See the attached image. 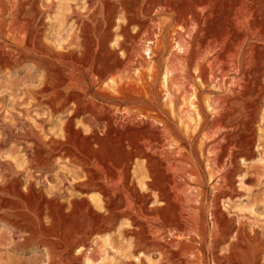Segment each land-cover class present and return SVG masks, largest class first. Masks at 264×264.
Wrapping results in <instances>:
<instances>
[{"label":"rangeland","instance_id":"obj_1","mask_svg":"<svg viewBox=\"0 0 264 264\" xmlns=\"http://www.w3.org/2000/svg\"><path fill=\"white\" fill-rule=\"evenodd\" d=\"M191 1L0 0V264H264V0H226L227 3L225 0H208L209 6L203 5L208 1L201 4L197 2L202 0ZM232 4L235 5L233 8ZM248 4L254 6L250 5V9L257 5L254 17ZM207 8H210L209 12ZM224 13L227 14L223 16ZM196 14L206 23L209 20L207 24L212 28L215 23L211 37L217 38L223 32V26H228L230 35L226 39L223 35L221 40L230 48L217 40L211 45L213 48L210 46L206 52L202 51V58L199 55L197 59L200 62L206 57L205 60L211 59L213 64L206 86L195 77L204 89V94H200L204 110L198 115L188 116L183 111L178 96L185 92L180 85L172 86V91L178 95L175 100L178 103L175 102V112L171 113L176 122L167 127L173 130L169 129L174 143V152L170 153L173 159L184 156L180 165L185 166L182 175L169 170L170 178L175 179L171 184L176 189L170 192V198L174 193L173 203L168 205L165 200L157 198V189L146 188L148 196L144 198L139 196L142 192L139 190L136 198L139 201L142 198L140 204L144 205L143 216L139 215L141 222L132 223L130 214L117 210L118 215L114 213L103 219L106 226L99 229L91 224V215L102 212L107 216L111 205H107L108 198L101 190L77 187L88 169H96L83 162L82 154L88 147H93L105 155L113 148V143L105 140V119L99 116L102 119L98 118L94 121L96 125L91 126L88 119H95L94 115L89 116L86 110L85 113L79 112L78 104L71 100L72 94L89 87L88 80L78 82L75 77L60 85L58 82L63 79L57 74L84 70V43L105 35L111 37L110 49L116 47L119 50L117 37V40L120 37L118 41L127 40L129 44L125 50L129 53L119 50L120 60H127V54L133 55L131 60L135 65L130 72L143 71L146 65L137 63L135 57L139 40L147 44L149 42L145 39H157L161 48L162 32V44L165 43L162 46L166 48L157 57L159 60H155L161 66V72L154 96L161 107L170 110V106H166L167 93L162 88L164 72L172 66L177 67L179 78L184 79L186 58L177 42L180 38L186 46L190 42V31L177 20H187L194 25ZM244 19L248 24L243 23ZM249 22L255 26L254 30L250 29L252 24ZM125 28L129 32L124 36L122 31ZM239 34H242L243 42ZM211 48L216 50L213 52ZM230 50L240 58L246 52L244 64L242 59L240 65L236 64ZM219 55L226 58L228 64ZM218 58L224 64L217 62ZM193 65L191 72L196 76V65ZM126 71L117 75L124 73L122 76H126ZM53 75H57L55 79ZM219 98L227 102L223 118L218 114ZM129 106L117 102L110 105L121 112ZM219 119L222 125L214 128L215 131L210 126ZM68 120H73L72 125ZM80 131L83 132L80 134ZM133 160L127 165L128 185L133 180L137 182L147 170L145 157ZM169 172H166V178ZM78 194L77 199H98L103 209L99 210L91 203L93 214L86 207L74 204L75 197L72 196ZM115 197L118 201L119 196ZM147 215L149 218L145 217Z\"/></svg>","mask_w":264,"mask_h":264},{"label":"bare ground","instance_id":"obj_2","mask_svg":"<svg viewBox=\"0 0 264 264\" xmlns=\"http://www.w3.org/2000/svg\"><path fill=\"white\" fill-rule=\"evenodd\" d=\"M188 1V0H187ZM191 1V0H190ZM194 1V0H193ZM208 0H202L199 2H196L198 4H201V2H205ZM215 1V0H214ZM214 1H212V4L214 3ZM233 2V0H231ZM241 1V0H240ZM239 1V2H240ZM250 1H254L255 0H250ZM258 1V0H257ZM210 1H208V3H203L204 4H210ZM218 2V1H217ZM220 2H223L222 0H220ZM228 1L225 0V3H227ZM237 2V1H236ZM247 2V0H246ZM260 2V1H259ZM192 3V1H191ZM190 3V5H191ZM194 3V4H197ZM216 3V2H215ZM222 4L223 6L226 4ZM258 3V2H257ZM197 4V6H198ZM237 4V3H234ZM241 4V3H240ZM246 4V3H245ZM256 4V3H255ZM184 5H188V4H184ZM206 5V7H207ZM217 5H219V3H217ZM249 5V4H248ZM251 5V4H250ZM250 5H249V9H250ZM260 5V3H259ZM166 6V5H165ZM193 6V5H192ZM202 6V5H201ZM209 6V5H208ZM213 6V5H212ZM216 6V5H214ZM221 6V5H220ZM224 6V7H225ZM233 8V4L231 5ZM247 6V5H246ZM253 6V5H251ZM188 7V6H187ZM190 7V6H189ZM188 7V8H189ZM205 7V6H204ZM202 6V8H204ZM254 7V6H253ZM166 8V7H165ZM179 8V7H178ZM200 8V5H199ZM201 8V10H202ZM229 8V5H228ZM260 8V6H259ZM117 9V8H116ZM176 9V8H175ZM174 9V10H175ZM206 9V8H205ZM210 8H207V11L209 12ZM213 9V7H212ZM218 9V8H216ZM220 9V8H219ZM227 9V7L225 8ZM240 9V8H239ZM248 9V8H247ZM248 9V10H249ZM254 8H251L250 12L252 13V16H255V9L257 10V5ZM182 10V8L180 9ZM188 10H192V9H188ZM222 10V9H221ZM245 10V9H244ZM178 11V9L176 10ZM175 11V13H176ZM194 11V9H193ZM196 11V10H195ZM205 11V10H202ZM227 11V10H226ZM174 12V11H173ZM180 11H178L177 13H179ZM191 12V11H190ZM201 12V11H200ZM223 12V11H222ZM245 12V11H244ZM257 12V11H256ZM174 13V14H175ZM199 13V12H198ZM202 13V12H201ZM217 16L219 17L221 14L217 11ZM229 13V9L228 12ZM224 13L223 16H225ZM231 13V12H230ZM249 13V12H248ZM247 13V14H248ZM260 13V11L258 12V14ZM184 14V12L182 13ZM187 14V11H186ZM185 14V15H186ZM207 14V12H206ZM205 14V15H206ZM213 14H216V12ZM233 14V13H232ZM250 14V13H249ZM189 15V14H187ZM210 15V14H209ZM212 15V14H211ZM238 15V14H237ZM244 15V14H243ZM174 16V15H173ZM178 16V15H177ZM180 16V15H179ZM182 16V15H181ZM197 16V14H196ZM234 16V15H233ZM248 16V15H247ZM250 16V15H249ZM176 17V16H175ZM187 17V16H185ZM215 17V15H214ZM213 17V19H214ZM244 17V16H243ZM260 17V16H259ZM179 18V17H178ZM181 18V17H180ZM184 18V17H183ZM212 18V16H211ZM210 18V19H211ZM221 18V16H220ZM231 18V17H230ZM238 18V17H237ZM247 18V17H246ZM175 19V18H174ZM177 19V18H176ZM182 19V18H181ZM206 19H208L206 17ZM212 19V20H213ZM223 19V17H222ZM221 19V20H222ZM225 19V17H224ZM234 19V18H233ZM243 19V18H241ZM249 19V18H248ZM255 19V18H254ZM258 19V17H257ZM215 20V19H214ZM213 20V21H214ZM220 20V19H218ZM220 20V21H221ZM229 20V19H228ZM237 20V19H236ZM234 20V21H236ZM130 21V20H129ZM172 21V20H171ZM180 21V23L184 24V26H186V29L190 31V35L189 33H187V37L188 35L190 36V42L189 45H185L183 44L181 38L178 40L177 44L178 47L180 49H182L183 54L185 55L186 58V65H187V72H183L186 74L184 79H181L182 77L179 78V74H178V69L176 68H172L171 69H166L164 72V83H163V90L167 93V98L168 101L166 103V106H170V110L166 109V107L164 108L163 106L161 107V104H158L155 100V96L154 94H156V89H158L157 85H158V81H159V76H160V72L159 71V67L157 65V60H159L157 57L162 54L163 50L166 48V46H162L164 44L163 40H162V32H161V48L158 47L159 43L157 41V39H153V38H148L145 39L146 41H148L149 43L146 44L142 42H140V38H138L139 43H138V47H137V51H135V57H136V61L137 63H142L144 65H146V69H144L143 71H139V72H130V70H133V64L134 60H131V56L130 54L127 57V60L125 61H121L120 56L118 54L119 50H123V52L125 53H129L127 52V50H125V46L127 43V40H123V41H118L120 39L117 40L116 38V43L117 46L119 47V50L115 49V48H111L110 46H108V42H110V38L109 35L108 37H106L107 35H105L104 38H100L97 37V39L95 38V40L91 39L92 42L86 41L84 43V49H83V53H85V63H84V67L85 69L78 72V73H64V72H59L57 75L59 76L60 79H63V81H60L58 83H60V85L63 84H67V82L71 79H75V77L77 78L76 81H84L85 79L88 80V85L89 87H87L86 90H81V91H77L75 94H72L71 96V100L74 101L75 103L78 104V111L82 112L85 110L88 114L94 115L95 119H88V122L90 124H92L91 126H95L96 124H94V121L97 120L100 117H103L105 119V123H104V128L107 131L106 134V138L105 140L113 143V148L110 151L105 152L106 154H102L101 151H95V149L93 150L91 147H88L86 149V151L82 154L83 156V162H85V164H87V166L89 165L90 167H94L91 169L96 170V172H94V170H87L84 174V178L82 179L81 182L78 183L77 187H82L84 188V190H88L90 187H94L95 189H99L102 191L103 195L105 197L108 198V203L107 205H111L109 207V212L110 214L107 216L102 215L101 214H97V212H94L92 210V204L93 206L96 207L97 209H101V206L99 204V200L96 198H92L91 200L86 199L84 197L82 198H78V195H73L72 197L74 198V204H79L80 206L86 207L87 210L91 213H93L94 215H91V224L97 228L101 227L104 228L106 225L104 224L106 221V218L113 215L114 213H127L130 214L132 216V223L134 222H138L139 220V215L143 216L142 212L144 211V205L142 206V198L141 201L138 200V197L136 198V194H138L139 190H141V194L139 195L140 197L143 196H148L147 192L145 191L146 188L151 187L153 189H157V195L156 197L159 199H163L167 202V204H171L173 203L172 197L170 198V192L173 189H176L175 187H172V182L174 178H170L171 173L169 172V170H173L174 173L177 172V174L182 175L185 174V166L184 168L180 165V160L181 157H176L175 159H173L171 157V153L173 150L172 147H174V143H173V138H171V133L169 132V129H171V127L168 129V125H170L169 123H175L176 121H174L172 119V115L171 113L175 112V100L177 99L175 92L172 91V86H178L180 85V88L182 86L183 88V92L184 95L182 94L180 99V103L182 104V108L183 111L186 112V114H188V116L193 115L195 116V114H197L198 112L204 110V105L201 101L200 98V94L203 92V88L202 86L199 84V81H201V84L207 81L208 79V74L212 72V68L213 64L212 60H205L202 59L200 62H198V58L199 55L202 53V51L204 52L205 50L207 51V49H209V47L216 42L217 40L222 41L223 39H226L227 35L229 34V29L228 26H223V32L221 34H218V28L215 32L216 35L218 36L217 38L215 37V39H213L214 37H211L212 35V29L215 28V23H214V28H212V25L210 26V24L208 25L207 23H209L210 21L208 20V22L206 23L205 20L202 18V16H197L195 21L193 22L194 25H192V22H187V20L184 22H182L181 20H177ZM219 21V22H220ZM233 21V22H234ZM242 21V20H241ZM251 21V20H250ZM218 22V24H220ZM222 22V21H221ZM225 22V21H224ZM223 22V23H224ZM232 22V21H231ZM240 22V21H239ZM245 22V19L243 21V23ZM257 22V21H256ZM222 23V24H223ZM237 23V22H235ZM247 23V22H245ZM250 23V22H249ZM129 24V23H128ZM168 24V23H167ZM171 24V23H169ZM182 24L180 25V28L182 26ZM217 24V25H218ZM229 24V23H226ZM232 24V23H231ZM242 24V23H241ZM248 24V23H247ZM252 24V22L250 23ZM255 24V23H254ZM257 24V23H256ZM259 24V22H258ZM257 24V27H258ZM177 25V24H176ZM179 25V23H178ZM224 25V24H223ZM80 26V25H79ZM78 26V27H79ZM130 26V25H129ZM175 26V25H174ZM234 26H236L234 24ZM234 26L232 25L231 28H234ZM252 26V27H251ZM249 25L250 29H253L255 26ZM169 27V26H168ZM222 27V26H221ZM245 27V26H244ZM247 27V25H246ZM245 27V28H246ZM256 27V29H258ZM171 28V27H170ZM177 28V27H176ZM79 28H77L78 30ZM159 29V28H158ZM163 29V28H162ZM161 29V30H162ZM166 29V28H165ZM183 29V27H182ZM248 29V27H247ZM255 29V28H254ZM253 29V30H254ZM167 30V29H166ZM169 30V29H168ZM167 30V31H168ZM177 30V29H176ZM175 30V31H176ZM184 30V29H183ZM222 30V29H221ZM232 30V29H231ZM230 30V31H231ZM235 30V28H234ZM259 30V29H258ZM164 31V30H162ZM174 31V29H173ZM172 31V32H173ZM178 31V30H177ZM185 31V30H184ZM237 31V29H236ZM235 31V32H236ZM76 32V31H75ZM123 35L125 36V34H127L129 31L125 28L123 29ZM212 32V33H211ZM214 32V33H215ZM233 32V31H232ZM231 32V33H232ZM234 32V33H235ZM245 32V31H244ZM255 32V31H254ZM27 33V32H26ZM34 33V31H33ZM153 33V32H152ZM155 33V32H154ZM159 33V32H158ZM157 33V36H158ZM169 35V32H167ZM166 33V35H167ZM171 33V31H170ZM174 33V32H173ZM178 33V32H176ZM184 33V32H183ZM220 33V32H219ZM238 33V31L236 32V34ZM252 33V31H251ZM109 34V33H108ZM151 34V32L149 33ZM182 34V33H180ZM234 34V35H236ZM244 34V33H243ZM33 35V34H32ZM122 35V34H121ZM131 35V34H130ZM156 35V34H155ZM175 35V34H174ZM223 35H226L225 38H223ZM230 35V34H229ZM233 35V34H232ZM252 35V34H251ZM256 35V32H255ZM10 36V35H9ZM97 36V35H96ZM111 36V35H110ZM132 36V35H131ZM148 36V35H147ZM146 36V37H147ZM179 36V35H177ZM182 36H184L182 34ZM240 36V41L242 40V34L238 35ZM115 37V36H114ZM129 37V36H128ZM134 37V36H133ZM165 37V36H164ZM180 37V36H179ZM212 38V41L209 40ZM232 37V36H231ZM244 37V36H243ZM31 38V37H30ZM35 38V36H34ZM109 38V39H108ZM113 38V37H112ZM127 38V37H124ZM136 38V36H135ZM142 38V37H141ZM158 38V37H157ZM185 38V37H184ZM183 38V39H184ZM221 38H223L221 40ZM233 38V37H232ZM235 38V36H234ZM247 38V37H246ZM33 39V38H32ZM39 39V38H38ZM76 39V38H75ZM74 39V40H75ZM129 39V38H128ZM131 39V38H130ZM167 39V38H166ZM178 39V38H177ZM245 39V38H244ZM243 39V40H244ZM254 39V38H253ZM112 40V39H111ZM132 40V39H131ZM142 40V39H141ZM144 40V38H143ZM159 40V39H158ZM185 40V39H184ZM230 40V37L228 39V41ZM239 40V39H238ZM165 41V39H164ZM176 41V40H175ZM237 41V39H236ZM235 41V43H236ZM238 41V42H240ZM246 41V39H245ZM251 41V39H250ZM77 42V41H76ZM137 42V41H136ZM167 42V40H166ZM223 45H225L224 47H226V43L224 44V42L226 41H222ZM234 42V41H233ZM232 41L230 43H233ZM237 42V43H238ZM243 42V41H241ZM240 42V43H241ZM115 43V45H116ZM188 43V42H187ZM229 43V44H230ZM236 43V44H237ZM133 44V43H132ZM136 44V43H135ZM134 44V45H135ZM168 46V43H166ZM216 44V43H215ZM221 44V45H222ZM77 45V44H76ZM111 45V43H110ZM220 45V44H219ZM232 45V44H231ZM242 45V44H241ZM244 45V44H243ZM242 45V47H243ZM40 46V45H39ZM229 45H227L228 48ZM235 46V44L233 45ZM3 47V46H2ZM68 47V46H67ZM113 47V46H112ZM117 47V48H118ZM130 47V45H129ZM133 47V46H132ZM213 48V46H211ZM223 47V46H220ZM238 46H236L237 48ZM241 47V46H239ZM1 48V47H0ZM28 48V47H27ZM211 48V49H212ZM230 48V47H229ZM228 48V49H229ZM232 48V47H231ZM66 49V48H65ZM129 49V48H127ZM134 51V47L132 48ZM136 49V47H135ZM179 49V51H180ZM222 49V48H221ZM225 49V48H224ZM240 50V48H238ZM255 49V48H254ZM4 50V49H3ZM27 50V49H26ZM30 50V49H29ZM61 50V49H60ZM216 49H214L215 51ZM235 50V49H234ZM248 50V49H247ZM2 51V50H1ZM130 51V50H128ZM205 51V52H206ZM211 51V50H210ZM213 51V49H212ZM213 51V52H214ZM232 50L229 51V53L231 54ZM228 52V51H227ZM237 52V51H236ZM240 52V51H239ZM238 52V53H239ZM255 52V51H254ZM209 53V52H208ZM123 54V53H122ZM133 54V53H131ZM214 54V53H213ZM223 54V53H222ZM228 54V53H227ZM229 54V55H230ZM235 56V53H232ZM241 54V53H240ZM239 54V55H240ZM245 55L246 52L244 53ZM254 54V53H253ZM257 54V53H255ZM125 55V54H124ZM175 55V54H174ZM202 55V54H201ZM200 55V56H201ZM208 55V54H207ZM204 55V56H207ZM212 55V53H211ZM229 55H227V57H229ZM232 55V56H233ZM237 55V54H236ZM245 55L243 57H239V56H235V61L236 64H241L240 60L242 59V63L245 62ZM161 56V55H160ZM216 56V55H215ZM221 55H219L220 57ZM250 56L251 52H250ZM209 57V56H208ZM225 57V56H223ZM134 58V57H132ZM157 58V59H156ZM161 58V57H160ZM202 58V56H201ZM214 58V57H213ZM221 58V57H220ZM220 58L217 59V62H219L220 64H224L222 62V60L220 61ZM249 58V57H248ZM253 58V57H252ZM162 59V58H161ZM172 59V58H171ZM224 59V58H221ZM156 60V61H155ZM183 60V58L181 59ZM226 61V63L228 64V60H226V58L224 59ZM232 60V57H231ZM255 60V59H254ZM171 61V60H170ZM169 61V62H170ZM174 61V60H173ZM172 61V62H173ZM214 61V60H213ZM249 61V60H248ZM253 61V60H250ZM160 62V61H159ZM214 62V63H217ZM77 63V62H76ZM183 63V62H182ZM234 63V61H233ZM252 63V62H251ZM257 63V62H255ZM174 63H172L173 65ZM193 64L196 65L195 68V73L197 74L196 76L193 75V73L191 72L192 67L194 66ZM219 64V65H220ZM244 64V63H243ZM247 64V63H246ZM249 64V63H248ZM247 64V66H249ZM161 65V64H160ZM185 65V66H186ZM193 65V66H192ZM218 65V66H219ZM235 65V64H234ZM53 66V65H52ZM121 66H123V68H120ZM141 66V65H140ZM174 66H177L176 64ZM192 66V67H191ZM215 66V65H214ZM217 66V64H216ZM229 66V65H228ZM227 66V67H228ZM246 66V67H247ZM135 67V66H134ZM221 67V66H220ZM222 67L224 68V66L222 65ZM226 67V66H225ZM241 67V66H240ZM244 67V66H243ZM170 68V67H169ZM239 68V67H238ZM81 69V68H80ZM121 69V70H119ZM184 69V68H183ZM241 69V68H240ZM123 70H127L126 76H122L124 75V73L122 75H117L119 73H122ZM136 70V69H135ZM181 70V69H180ZM225 70V69H223ZM244 70V68H243ZM247 70V69H246ZM243 71V72H246ZM138 71V70H137ZM214 71V69H213ZM182 72V71H181ZM215 72V71H214ZM254 72V71H253ZM252 72V73H253ZM183 73V75H184ZM249 73V72H248ZM256 74V73H255ZM57 75H53L54 79ZM182 75V76H183ZM251 76V75H250ZM253 76V75H252ZM257 76V75H256ZM50 77V76H49ZM195 77H197L199 79V81L197 82L195 79ZM256 78V77H253ZM65 79V80H64ZM52 80V79H51ZM254 80V79H253ZM74 81V80H72ZM218 81V80H217ZM255 81V80H254ZM52 82L55 81L53 80ZM71 82V81H70ZM107 82V86H104V84H106ZM69 83V82H68ZM81 83V82H80ZM78 83V84H80ZM208 83V82H207ZM212 83V82H211ZM53 84V85H54ZM75 84V83H74ZM84 84V83H83ZM86 84V83H85ZM58 85V84H57ZM71 85V84H70ZM253 85V84H252ZM75 86H77L75 84ZM206 86V85H205ZM179 87V86H178ZM161 88V87H160ZM207 89V88H206ZM174 90V88H173ZM209 91V90H208ZM207 91V92H208ZM255 91V90H254ZM204 94V92H203ZM70 97V96H69ZM68 97V98H69ZM70 99V98H69ZM157 99V98H156ZM220 99V98H219ZM212 100V99H211ZM218 100V99H217ZM101 101V102H100ZM226 100L224 99H220L218 101L217 104V108L219 109V117L223 118L224 115V110L225 107L227 106L225 103ZM61 102V101H60ZM112 102H117V103H126L129 104V109L124 110V111H120L118 109H112L110 107ZM211 102V101H210ZM217 102V101H216ZM105 103V105H104ZM178 103V102H176ZM209 103V102H207ZM116 104V103H115ZM215 104V105H216ZM212 105V104H211ZM210 105V107H211ZM254 105V104H253ZM114 106V105H113ZM118 106V104H117ZM214 107V106H213ZM128 108V107H127ZM206 108V107H205ZM216 108V107H215ZM228 109V107H227ZM207 110V109H206ZM213 110V109H212ZM217 110V109H216ZM76 111V110H75ZM227 111V110H226ZM74 112V110H73ZM65 113V112H64ZM204 113V112H203ZM207 114V113H206ZM206 114L204 113L203 115L206 116ZM226 114V113H225ZM198 115V114H197ZM208 115V114H207ZM176 116V115H175ZM210 116V114H209ZM187 117V116H186ZM189 118V117H188ZM191 118V117H190ZM218 118V116L216 117ZM235 118V117H234ZM102 118H99V120ZM225 119V118H224ZM223 119V120H224ZM177 120V119H176ZM216 120V119H215ZM222 120V121H223ZM69 124L72 125V121L73 120H68ZM203 121V118H202ZM218 121V122H217ZM216 122L213 123V125H211V128H219L222 124H221V120H217ZM220 121V122H219ZM209 122V121H208ZM212 122V121H211ZM97 123V122H95ZM205 123V122H204ZM225 123V122H224ZM94 124V125H93ZM172 124V126H173ZM175 126V125H174ZM202 127V125H201ZM205 128V126H204ZM223 128V127H221ZM97 130V129H96ZM95 130V131H96ZM172 130V129H171ZM177 130V129H176ZM211 130V129H210ZM215 130V129H214ZM213 130V131H214ZM85 133L87 132L86 129L83 130ZM80 131L79 133L81 134ZM93 132H95L94 130H92ZM91 131V132H92ZM173 131V130H172ZM216 131V130H215ZM196 132V131H195ZM88 133V132H87ZM93 134V133H92ZM191 134V133H190ZM94 135V134H93ZM96 135V134H95ZM68 136V135H67ZM97 136H99L97 134ZM194 136V135H193ZM85 137V136H83ZM78 139V138H77ZM100 139V138H99ZM184 139V138H182ZM197 139V138H196ZM98 140V137H97ZM100 141V140H99ZM183 141V140H182ZM176 142V141H175ZM95 143H98L95 141ZM89 145V143H88ZM176 145V144H175ZM90 146V145H89ZM177 147V145L175 146ZM177 149V148H176ZM175 149V150H176ZM98 150V149H97ZM245 151V150H244ZM40 152V151H39ZM174 152V151H173ZM174 154V153H172ZM176 155V154H175ZM174 155V157H175ZM122 156V158H121ZM139 156H143L146 158V166H147V170L144 171L142 173V176L140 177V179H138V181L136 182L135 180H133L131 182V185H128V180H127V175L129 173L128 167L129 166V161L139 157ZM45 158V157H44ZM141 158V157H140ZM179 158V159H178ZM178 159V160H176ZM183 160V159H182ZM181 160V161H182ZM187 160V159H186ZM134 161V160H133ZM184 161V160H183ZM132 162V161H131ZM185 163V162H183ZM182 164V163H181ZM146 168V167H145ZM91 171V172H90ZM172 171V172H173ZM188 171V170H187ZM94 172V173H93ZM166 172H169L170 174L168 175V177L166 178L165 174H167ZM173 174V173H172ZM176 174V173H175ZM188 174V173H187ZM129 176V175H128ZM175 176V175H174ZM148 177V178H147ZM182 178V177H181ZM188 178V177H187ZM148 179V180H147ZM175 180V179H174ZM175 182V181H174ZM181 184V183H180ZM184 184V183H182ZM181 184V185H182ZM180 187H185L184 185H182ZM179 186V185H178ZM177 187V185H176ZM93 188V189H94ZM178 188V187H177ZM150 190V189H149ZM194 190V189H193ZM97 191V190H95ZM179 191V189H178ZM185 191V190H183ZM175 192V190H174ZM149 193V192H148ZM180 193V192H179ZM191 193V192H190ZM196 193V192H195ZM151 195V193H150ZM149 195V197H150ZM188 195V194H187ZM85 196V195H84ZM115 196H119L118 201L117 199L115 200ZM176 196V195H175ZM179 196V195H178ZM176 198H179V197ZM81 197V196H80ZM148 197V198H149ZM144 198V197H143ZM147 198V197H146ZM147 198V199H148ZM107 201V200H106ZM161 201V200H160ZM176 201V200H175ZM105 202V201H104ZM178 202V201H177ZM102 203V202H101ZM145 203V202H144ZM158 203V202H156ZM176 203V202H175ZM184 204V203H183ZM190 204V203H189ZM102 205V204H101ZM78 206V205H77ZM107 206V207H108ZM82 207V208H83ZM105 207V208H107ZM160 207V206H158ZM156 207V208H158ZM172 207V206H171ZM177 207V206H176ZM122 208V209H121ZM147 208V206H146ZM175 208V206H174ZM103 209V208H102ZM101 209V210H102ZM121 211H120V210ZM161 209V207H160ZM159 209V210H160ZM176 209V208H175ZM179 209V208H178ZM118 210V212H117ZM149 211V209H147ZM151 210V209H150ZM158 210V211H159ZM154 211V210H153ZM156 211V210H155ZM174 211V210H173ZM176 211V210H175ZM105 213V212H104ZM148 213V212H147ZM145 213V214H147ZM157 213V211H156ZM156 213H154L156 215ZM118 215V214H117ZM152 215V214H151ZM140 216V219H141ZM150 216V215H149ZM157 216H159L157 214ZM127 217V216H126ZM129 217V216H128ZM147 218V216H145ZM153 218L155 216H152ZM98 218H101V221H98ZM115 218V217H114ZM131 218V217H129ZM113 219V218H112ZM138 220V221H137ZM156 220V218H155ZM105 221V222H104ZM112 221V220H111ZM114 221V220H113ZM186 221V220H185ZM89 222V220H88ZM88 222H86V225H88ZM141 222V221H140ZM144 222V221H143ZM153 222V221H152ZM155 222V221H154ZM159 222V221H157ZM162 222V221H161ZM90 223V222H89ZM107 223V222H106ZM145 223V222H144ZM149 223V222H146ZM90 224V225H91ZM110 224V222H109ZM138 224V223H137ZM153 224V223H152ZM158 224V223H157ZM88 225V226H90ZM143 225V224H141ZM140 225V226H141ZM148 225V224H147ZM150 225V224H149ZM145 226V225H144ZM91 227V226H90ZM90 227L88 229H90ZM146 228V226H145ZM100 229V228H99ZM107 229V228H106ZM105 229V230H106ZM141 229H143L141 227ZM149 229V228H148ZM153 229V228H152ZM87 230V229H86ZM98 230V229H97ZM103 230V229H102ZM84 231V230H83ZM91 231V230H90ZM99 231V230H98ZM194 231V230H193ZM100 232V231H99ZM164 245V244H163ZM176 255V254H175ZM199 264V263H197Z\"/></svg>","mask_w":264,"mask_h":264}]
</instances>
